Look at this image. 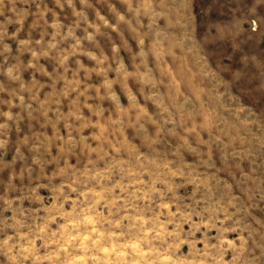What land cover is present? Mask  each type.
I'll return each instance as SVG.
<instances>
[{"label":"rangeland","instance_id":"374dc122","mask_svg":"<svg viewBox=\"0 0 264 264\" xmlns=\"http://www.w3.org/2000/svg\"><path fill=\"white\" fill-rule=\"evenodd\" d=\"M0 264H264V0H0Z\"/></svg>","mask_w":264,"mask_h":264}]
</instances>
